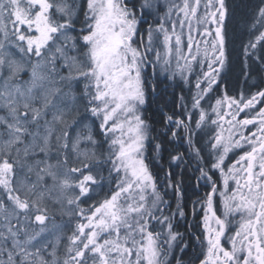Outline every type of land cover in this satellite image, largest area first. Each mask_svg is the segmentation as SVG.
<instances>
[{
    "label": "snow or ice",
    "instance_id": "1",
    "mask_svg": "<svg viewBox=\"0 0 264 264\" xmlns=\"http://www.w3.org/2000/svg\"><path fill=\"white\" fill-rule=\"evenodd\" d=\"M160 12V0H0V264H184L175 169L192 162L208 187L192 205L199 264H264V88L224 85L227 0H165ZM246 27L249 78L264 72V0ZM149 68L189 86L161 139L144 117ZM177 140L188 148L165 168Z\"/></svg>",
    "mask_w": 264,
    "mask_h": 264
},
{
    "label": "trees",
    "instance_id": "2",
    "mask_svg": "<svg viewBox=\"0 0 264 264\" xmlns=\"http://www.w3.org/2000/svg\"><path fill=\"white\" fill-rule=\"evenodd\" d=\"M72 2L77 6L84 5V0H72ZM258 2L259 0H227L231 17L229 23L230 66L229 70H227L224 75V85L227 86V90L231 95L239 96L242 92L245 95H248L249 93L256 92L258 88H264V72H262L258 66L253 67V71L249 78H246L243 75V57L241 55V43L246 42L248 39L246 25L251 18L253 8ZM160 13H162V8ZM156 18V14L149 16L143 27L146 28L148 23H155L154 20ZM80 19L83 20L82 13L80 14ZM147 72H153V70L151 69L150 71V69H148ZM147 78L151 81V84H149L147 88V103L144 106V117L148 120L151 127L155 129V131L152 132V135L156 136L157 139H161L163 134V121L161 117L165 113L171 114L173 111H179L178 105L181 103L180 97L182 95L189 97V86L181 85L178 87L177 84L179 81L169 79L168 75L163 76L158 69L155 70L153 77L147 76ZM152 85L155 86L154 92L152 90ZM86 123L89 126H92V119L90 118ZM197 139L202 146L207 143V136L197 137ZM187 148V143L180 140L174 141L173 144L165 143V151L162 161L164 167L167 168L169 162L168 152H186ZM205 154H207L206 148ZM235 159L233 156L229 155L226 163L234 162ZM173 167L175 168V166ZM194 168L195 162H192L183 173H180L179 169H175V173L182 174L183 176L182 187L184 197L182 204L186 215L184 219L174 221V224L176 229L185 235V238L189 243V248L186 249V255H184V264H199L203 251L195 239V237L202 232V213L199 211V205L197 204V211L195 216H193L192 205L194 202L203 199L205 193L208 191V187L204 186L203 182H201V187L197 188L195 186V180L193 177L194 175H198V173H194ZM162 177L163 174H161V178ZM165 198L170 201L174 210L177 200L170 189ZM62 219L66 221L68 218H62L59 214L56 215L57 224L61 223Z\"/></svg>",
    "mask_w": 264,
    "mask_h": 264
},
{
    "label": "rangeland",
    "instance_id": "3",
    "mask_svg": "<svg viewBox=\"0 0 264 264\" xmlns=\"http://www.w3.org/2000/svg\"><path fill=\"white\" fill-rule=\"evenodd\" d=\"M164 4H165V0H160V5H161V8H162V13H159V15H163V6H164ZM156 19H157V18H156ZM156 19H155L154 21H156ZM149 69H150V71H151V68H149ZM157 69L159 70V68H157ZM159 72H160V70H159ZM160 74H162L163 76H166V75L169 76L168 73L160 72ZM153 75H154L153 72H147V76H151V77H153ZM176 80L179 81V77H177ZM257 107H259V105H257ZM253 112H254V110H252V111L246 110L245 112H241V113H239V114H238V118H239V119L247 118L248 116L252 115ZM252 127H253V126H251V125L248 126V128H252ZM242 151H243V149H236V150H234L233 152H230L229 155L233 156L234 159H235V158L237 159L238 156H239V154H241ZM233 226H234V225H233Z\"/></svg>",
    "mask_w": 264,
    "mask_h": 264
},
{
    "label": "flooded vegetation",
    "instance_id": "4",
    "mask_svg": "<svg viewBox=\"0 0 264 264\" xmlns=\"http://www.w3.org/2000/svg\"><path fill=\"white\" fill-rule=\"evenodd\" d=\"M204 198V197H203ZM222 210V209H221ZM202 231H203V228L201 227Z\"/></svg>",
    "mask_w": 264,
    "mask_h": 264
}]
</instances>
